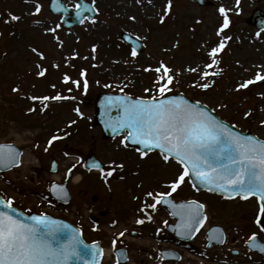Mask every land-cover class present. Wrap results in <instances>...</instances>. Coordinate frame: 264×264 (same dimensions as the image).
<instances>
[{"label": "rangeland", "instance_id": "1", "mask_svg": "<svg viewBox=\"0 0 264 264\" xmlns=\"http://www.w3.org/2000/svg\"><path fill=\"white\" fill-rule=\"evenodd\" d=\"M64 1L73 6L78 0ZM89 1L97 9V16L78 27L65 30L62 28V17L49 11V0H0V143H15L30 154L25 168L0 174V194L12 198L26 212L50 213L65 216L74 223L79 221L77 224L85 230L87 240L98 241L108 251L115 247L127 248L132 264H159L158 251L175 246L170 240L172 236L166 233L167 226L162 225L167 215L163 211L158 216L153 214L157 221L142 226L136 221L144 217L145 213L139 211L145 204L143 201L150 202L146 193L167 191L166 185L182 169L172 161L166 163L160 155L158 158L152 155L140 159L137 153L119 146V141L101 140L99 130L92 128L90 123L92 99L100 91L117 92L122 89L142 97L157 95L154 83L157 74L145 69H154L163 61L173 70L172 87L175 91L196 98L216 111L222 119L264 140V86L251 84L247 88H238L258 71L264 73V32L247 24L255 9L264 10V0L258 4L247 0H210L211 6L206 7H198L188 0H173L172 10L164 15L163 22L161 16L166 0H152L151 3L148 0ZM36 3L42 5L39 14H34ZM221 6L232 15L233 25L218 34L224 22L219 12ZM10 14L19 16L20 20L6 23ZM49 29L56 31L53 33ZM125 31L145 43L144 53L132 55L121 40ZM55 37L59 38V42ZM225 37L230 39L225 41L226 47L218 53L219 64L207 69L210 73L219 74L201 79L205 64L211 62L208 52ZM33 48H38L44 58L33 52ZM86 66L93 69L94 79L88 92L81 96V117L76 116V111L75 114H61L59 120L54 115L46 117L36 109L39 106L19 98L24 92L22 87L19 96L12 91L17 83L26 87L35 84L38 95L46 94L49 92L47 83L59 84L58 88H61L66 83L65 75L74 78L70 80H79L78 73ZM191 68L198 71H189ZM42 69L47 70V76L38 80V72ZM21 75L24 78L18 77ZM204 83L209 84L207 89L198 86ZM69 89L70 93L80 95L75 89ZM32 108L35 110L30 111ZM26 110L28 114L25 116ZM72 119L76 133L71 138L64 135L60 145L54 146L47 154L43 152L48 136L65 123L68 125ZM80 124L87 125V130L79 128ZM34 146L38 149H33ZM89 153L104 161L105 174H85L81 166L76 167L74 179L83 180L70 186L74 201L64 209V213L56 211L57 206L45 198L50 183L55 178L61 180L75 164L72 162L74 159L69 157ZM53 158L59 161L57 173H52L50 169ZM112 162L123 164V168H116L114 174L107 176L110 167L115 166ZM187 184L186 181L178 188L176 197L198 198L206 202L211 217L210 226L221 225L229 230V243L233 236L243 243L251 233H257L250 221L257 208L253 201L225 202L213 194L193 192ZM93 197L97 200L93 201ZM91 208L94 209L91 215L101 217L102 212L106 213L100 218L95 231L87 219ZM144 220L147 221V217ZM162 230L166 235L164 239L155 235H160ZM121 232L124 233L122 237ZM203 237H197L192 247L196 245L198 251L207 248ZM231 246L228 244L210 250L209 259L197 255L194 259L195 256L189 253V259L185 258L182 264H237L240 259L232 254ZM113 255L104 264L112 263Z\"/></svg>", "mask_w": 264, "mask_h": 264}, {"label": "snow or ice", "instance_id": "2", "mask_svg": "<svg viewBox=\"0 0 264 264\" xmlns=\"http://www.w3.org/2000/svg\"><path fill=\"white\" fill-rule=\"evenodd\" d=\"M148 2L151 3L152 0ZM58 4L59 0H53L54 7ZM41 7V4L36 3L34 14H39ZM172 7L173 0H166L161 22L164 15L170 14ZM57 10H59L58 7ZM219 12L224 17V22L218 34L228 28L230 23L228 9L221 6ZM131 19L134 20L135 17ZM19 20V16L10 14L5 22ZM48 31L55 33L56 29ZM55 38L59 42V38ZM228 39L230 37H225L208 52L211 62L205 64L201 79L219 74L218 72L210 73L207 69L219 64L218 53L226 47L225 41ZM32 51L41 59L44 58L43 53L38 49L33 48ZM132 55H137L134 48ZM46 71L42 69L38 75L44 76ZM145 71H154L157 74L154 83L158 94L137 99L126 95L107 97L110 104L123 110V117L113 127L128 130L122 143L131 140L143 145L145 149L158 150L166 163L174 160L181 166L182 171H179L176 178L167 186L169 191H148L147 197H151L154 202L148 204L145 201V209L142 211L149 207L155 210L160 203L168 204L174 209H183L185 211L181 213H173L181 216L182 222L177 227L187 233L197 230L196 226L201 225V222L206 219L201 215L203 205L196 201L176 205L169 199L186 178L194 177L214 191L234 192L243 199L255 196L260 204L255 223L261 231H264V224L261 223V219L264 218V141L254 136L239 135L213 114L203 110L198 103H191L180 96L169 97L167 94L172 91L170 85L173 84L174 76L173 70L163 61L158 67L154 69L149 67ZM189 71L196 72L198 69L191 68ZM81 75L85 73L82 72ZM69 79L70 77L65 75V82ZM262 80H264V73L258 71L252 79L238 85V88H247L254 82ZM74 83L79 85V81ZM198 86L207 89L209 84L204 83ZM13 91L19 92L20 89L13 88ZM28 98L32 101H40L42 108L48 106L46 101L65 99L59 94ZM76 111L79 112V109ZM249 114L246 113V115ZM60 138L58 135L52 136L48 141L49 146ZM125 147H127L126 143ZM140 156L147 157L148 152L142 151ZM5 161L11 164L19 163L15 149L11 145H0V162ZM112 164L115 165V162ZM93 167L105 174L99 163L94 162ZM116 168L122 169L123 164L110 167L106 175L111 176ZM52 191L61 192L63 187L54 184ZM145 214L151 220L152 217L146 211ZM136 223L143 224L144 220L138 219ZM70 227L65 222L51 218L47 214L25 217L22 213H17L12 198L0 197V264H68L71 257L76 254L77 245L80 243L75 232H71L65 242L59 239V234ZM217 231L222 232L219 229ZM123 235L124 233L121 232L120 236ZM217 238L221 243L223 242L222 235ZM113 243L115 244V241ZM246 244L250 249L259 248L264 251V242L259 241L258 234L255 232L248 237Z\"/></svg>", "mask_w": 264, "mask_h": 264}, {"label": "water", "instance_id": "3", "mask_svg": "<svg viewBox=\"0 0 264 264\" xmlns=\"http://www.w3.org/2000/svg\"><path fill=\"white\" fill-rule=\"evenodd\" d=\"M200 1V0H198ZM57 7L59 10H57ZM77 10L72 11L70 9L65 8L64 3H60L56 5L55 7L53 6V2L51 4V10L54 13H62L64 16H67V19L71 14L74 15L75 17V24H80L82 21L85 19V15H87V18H92L94 16V12L86 5L84 2H80L79 5H77ZM65 18V20H67ZM66 22V21H65ZM253 22L255 25L259 27L264 28V14L261 12H256L253 17ZM66 26V24H65ZM72 26V25H70ZM110 96H119V95H110V94H99L96 97L95 101V125H99L102 128V132L104 135V138H110L115 136L117 133V129L119 127H113V125L117 124V121H119L123 117V110L121 108L115 107L110 102L107 100V97ZM176 96V95H173ZM180 97H183L182 95H177ZM171 97V96H169ZM184 98V97H183ZM185 99V98H184ZM189 101V100H188ZM191 102V101H189ZM193 103V102H191ZM203 110L207 111L206 109L203 108ZM218 119V118H217ZM232 128V127H231ZM232 130L239 135L242 136H253L250 134H242L240 131L233 129ZM122 132V131H120ZM255 137V136H254ZM257 138V137H256ZM258 139V138H257ZM259 140V139H258ZM128 145L138 147L141 151H151L155 149H145L143 145L135 143L131 140L127 141ZM194 186L198 190H209V191H214L210 188V186L205 185L200 183L199 180L195 179L194 177L190 178ZM218 194H222L226 197L233 198L236 196L234 192H229V193H223L219 191H214ZM18 213V212H17ZM262 224H264V218H262ZM68 225V224H67ZM71 232H75L79 238L80 243L77 245L76 248V254H74L71 259L69 260L68 264H99L101 260V249L97 245H86L80 237V233L74 229L73 227H70V229L66 230L64 233L59 234V239L61 242H65ZM126 259L122 256L121 261L119 264H124Z\"/></svg>", "mask_w": 264, "mask_h": 264}, {"label": "bare ground", "instance_id": "4", "mask_svg": "<svg viewBox=\"0 0 264 264\" xmlns=\"http://www.w3.org/2000/svg\"><path fill=\"white\" fill-rule=\"evenodd\" d=\"M28 157H29V156H27V155H25V154L22 156V163H23L24 166H27V163H28ZM55 179H56V178H55ZM79 180H80V178H75L74 183H75V184L78 183ZM106 254H107V252H106Z\"/></svg>", "mask_w": 264, "mask_h": 264}]
</instances>
